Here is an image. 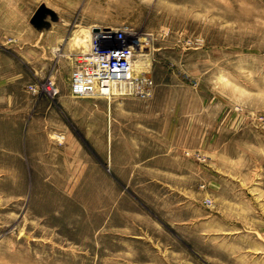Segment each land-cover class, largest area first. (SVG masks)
<instances>
[{
	"label": "rangeland",
	"instance_id": "1",
	"mask_svg": "<svg viewBox=\"0 0 264 264\" xmlns=\"http://www.w3.org/2000/svg\"><path fill=\"white\" fill-rule=\"evenodd\" d=\"M109 27L150 95H72ZM0 264H264V0H0Z\"/></svg>",
	"mask_w": 264,
	"mask_h": 264
},
{
	"label": "built area",
	"instance_id": "2",
	"mask_svg": "<svg viewBox=\"0 0 264 264\" xmlns=\"http://www.w3.org/2000/svg\"><path fill=\"white\" fill-rule=\"evenodd\" d=\"M139 51L125 39L123 31H97L91 47L77 58L70 78L72 95L78 97H126L150 95L153 80L145 72L136 73ZM47 90L56 93L54 87Z\"/></svg>",
	"mask_w": 264,
	"mask_h": 264
},
{
	"label": "bare ground",
	"instance_id": "3",
	"mask_svg": "<svg viewBox=\"0 0 264 264\" xmlns=\"http://www.w3.org/2000/svg\"><path fill=\"white\" fill-rule=\"evenodd\" d=\"M105 29H107V28H99L98 31H103ZM88 31H86V33H81V35L77 38V44H78V46H80V48H86V47L89 48L90 47V40L91 39L89 37V34L87 33ZM90 34H92V33H90ZM91 44H92V42H91ZM84 52H85V50H84ZM139 59H141L140 54H138V59H136V61H135V65H134V71L135 72H138V70H139V69H137L138 64H139L138 62L140 61ZM140 70H141V68H140Z\"/></svg>",
	"mask_w": 264,
	"mask_h": 264
}]
</instances>
